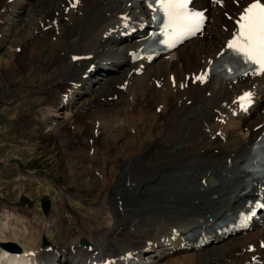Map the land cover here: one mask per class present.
Listing matches in <instances>:
<instances>
[{
    "label": "bare ground",
    "instance_id": "1",
    "mask_svg": "<svg viewBox=\"0 0 264 264\" xmlns=\"http://www.w3.org/2000/svg\"><path fill=\"white\" fill-rule=\"evenodd\" d=\"M250 1L223 0L218 6L210 0H195L197 7L208 8L205 32L172 54L159 58L160 54L159 59L148 63L130 60L135 49L147 40L141 37L148 30L131 40L127 38L136 33L137 25L148 24L150 11L141 1L0 0V51L10 42L8 36L16 32L11 42L16 43L17 62H7L9 75H16L8 83L15 88L12 96L23 87L28 89L29 81L36 83L39 79L38 88L27 96L33 112L37 115L39 111L34 109L39 92L47 95L42 97L46 98L42 105H52L58 113L75 103L77 96L82 97L85 84L90 83V105L85 111L82 107L75 112V132L68 130L77 143L71 157L80 158L75 162L80 171H72L71 178L81 181L95 171L104 184L102 198L92 200L94 204L103 202L91 213L83 211L88 207L79 206L80 214L69 215L65 219L71 225L67 226L68 236H60L62 243H55L51 252L34 256L32 250L43 248L40 243L32 246L34 240L26 244L18 240L20 252L0 244V264H58L62 260L66 264H209V260L264 264L261 219L254 230L234 237L232 243L222 245L226 241L221 235H210L212 242H223L219 252H205L208 246L197 248L195 243L188 248L180 246L182 235L189 231L199 234L243 205L242 191L249 176L244 164L264 131V74L248 72L236 78L209 75L205 83L196 77L204 75L226 49L236 31L237 17ZM15 15L17 20H12ZM27 28L30 31L25 37ZM118 44L121 46L115 47ZM47 45H52L51 56L43 62ZM141 63L144 72L139 74ZM97 71H104V76L95 75ZM28 75L32 77L27 80ZM248 89L257 92L256 102L224 125L227 142L223 143L217 135L223 129L219 119L235 97ZM49 111L40 113L44 115L39 123L53 116ZM35 114L28 122L39 120ZM53 132L61 137L65 130L56 126ZM68 153L66 158H70ZM83 162H87L86 168ZM210 177L217 184H211ZM89 178L85 187L81 184L84 190L98 191V179ZM247 186L250 189L246 195L255 196L264 182L253 178ZM58 213L52 220L61 224L63 218ZM210 213L214 218L208 216ZM100 218L106 226H101ZM166 238L171 245L163 241ZM251 244L256 246L254 252L245 249ZM147 254L153 258L147 261L141 257ZM227 257L231 258L228 263Z\"/></svg>",
    "mask_w": 264,
    "mask_h": 264
},
{
    "label": "rangeland",
    "instance_id": "2",
    "mask_svg": "<svg viewBox=\"0 0 264 264\" xmlns=\"http://www.w3.org/2000/svg\"><path fill=\"white\" fill-rule=\"evenodd\" d=\"M12 20H17V16H13ZM29 31V29L25 31V37L28 36ZM15 34L16 32L8 36L10 42H7L6 46H2L0 51V233L3 234H1L2 236L0 235V237L2 238V242L6 241L3 239L16 240V242L19 240L24 244H26L25 242L27 240L29 243H32L34 240L32 246L36 243L43 245V248L33 250L38 252L42 251V249L47 250L51 247L53 248L55 243H62L60 241V236H68L69 226H71L68 221L67 224L65 219H67L69 215L80 214L81 211L79 206L83 208L85 206L88 207L89 209H84L83 211L91 213L95 209L94 207L103 202L94 204L93 201L94 199L102 198L103 193H100V191L104 184L100 182L103 177H99V173L95 171H93L91 176H85V179L81 181L72 180L71 178L72 171H80V168L75 166V162L80 161V158L75 159V156L71 157L70 152L76 149L77 143L73 142L75 137L70 138L68 134L70 130L73 129L72 131L75 132L74 129H76V124L72 120V116L75 112L78 110L82 111L83 109L85 111L90 105L87 101L93 96V92L87 94L88 91L91 90L90 83L85 84L84 89L86 91L83 89L82 97L77 96L78 98L75 103L70 106H65L59 110L58 113L51 109H54L52 105H42V102L46 99L42 97H47L46 93L42 94L36 92L35 96L38 101H35V104L33 103L35 106L34 109H36V111L39 110L36 115L33 112V106H31L30 102L27 100V96L35 87L38 88L39 79L36 80V83H31L29 81L30 84L28 85V89L22 85L19 86L23 88L14 96L11 95L12 90L15 92L14 86L8 85L10 80L16 77L15 74L13 76L9 75L7 69L8 61H12L13 63L17 62L15 54L16 48L14 47L16 43L11 42ZM51 43L50 41V44ZM51 48L52 45H47L43 50V62L49 60ZM22 60H24V58H22ZM97 75L104 76L102 72L97 73ZM28 76L27 80L31 79L32 75ZM19 87L17 90L20 89ZM98 87H100V84L93 87V89ZM95 106L94 108H98L97 105ZM41 109L44 112L47 111V113L49 110H52L51 112L49 111V113L53 114L48 120H44L46 122H42V124L39 123L41 122V117L44 115H40V113H42ZM262 113H264V110H262ZM32 114H35L39 120L36 122L33 120H31L32 122H28L29 116ZM66 124L72 125L66 126ZM17 125L18 127H16ZM56 126H58L59 129L63 128L66 133L64 132V135L61 137L57 136L53 132ZM244 131H247V127H245ZM83 137L85 140L88 138L87 135H83ZM89 140H91V138H89ZM81 141V139L78 140V144ZM65 152H69L68 156H70V158L67 157L69 159L65 157ZM85 154L88 155L87 152H85ZM99 158L100 161L103 162V156L100 155ZM83 163L86 168L87 162ZM70 167H72V169ZM89 177L98 179L97 183L100 184V186L98 185V188H100L98 191L84 190L85 181H88L90 179ZM59 191H61L60 194H58ZM59 197L61 200H64L63 203H60ZM44 200H49L51 202V208L48 212H45L42 208ZM55 207L59 209L56 210ZM68 211H70V213ZM55 212H59L58 216L63 218L62 225L60 221L52 220V218L56 216ZM100 220H102L101 226H106L107 223L103 218H100ZM107 222H109V220ZM67 226L69 228H67ZM28 228L31 234L29 230H27ZM13 230L18 232L15 233ZM23 230H26V232L28 231L29 234L26 233V235L23 233ZM35 231L41 234H37ZM98 231L103 232L100 227H98ZM232 239L233 238L227 240L222 245L232 243ZM215 247L216 246L212 247L211 244L209 248L204 251L212 252L216 250L219 252L220 247ZM152 258V256L147 255L144 259L148 261ZM229 258L230 257L225 258L226 263L230 261L231 258ZM219 262L220 261L216 263L211 260L208 261L209 264H220L221 262ZM59 264L64 263L61 262ZM196 264L207 263L199 261Z\"/></svg>",
    "mask_w": 264,
    "mask_h": 264
},
{
    "label": "snow or ice",
    "instance_id": "3",
    "mask_svg": "<svg viewBox=\"0 0 264 264\" xmlns=\"http://www.w3.org/2000/svg\"><path fill=\"white\" fill-rule=\"evenodd\" d=\"M161 8L168 15L169 24L167 27L173 29L169 37L164 42L169 46H174V42L186 36L195 35L200 31L204 21L202 12L189 11L190 0H159ZM239 31L227 47L237 54L243 56L246 62L258 65L257 71L264 72V3L261 0H253L237 20ZM203 81L204 75L196 77ZM251 93H246L241 97L242 102L250 100ZM247 217L245 218V220Z\"/></svg>",
    "mask_w": 264,
    "mask_h": 264
},
{
    "label": "water",
    "instance_id": "4",
    "mask_svg": "<svg viewBox=\"0 0 264 264\" xmlns=\"http://www.w3.org/2000/svg\"><path fill=\"white\" fill-rule=\"evenodd\" d=\"M43 206H44V209L47 211L49 208V202L45 201ZM3 246L8 248V249H12V250H20L21 249V247L17 243H14V242H5V243H3Z\"/></svg>",
    "mask_w": 264,
    "mask_h": 264
}]
</instances>
